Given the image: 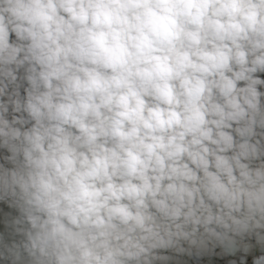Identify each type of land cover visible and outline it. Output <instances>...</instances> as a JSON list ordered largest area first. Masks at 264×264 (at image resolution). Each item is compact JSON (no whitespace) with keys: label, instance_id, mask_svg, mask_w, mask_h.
Returning a JSON list of instances; mask_svg holds the SVG:
<instances>
[{"label":"clouds","instance_id":"clouds-1","mask_svg":"<svg viewBox=\"0 0 264 264\" xmlns=\"http://www.w3.org/2000/svg\"><path fill=\"white\" fill-rule=\"evenodd\" d=\"M0 264H264V0H0Z\"/></svg>","mask_w":264,"mask_h":264}]
</instances>
